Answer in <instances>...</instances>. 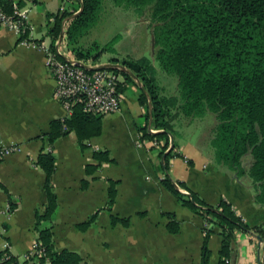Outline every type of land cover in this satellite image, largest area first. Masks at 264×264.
Returning <instances> with one entry per match:
<instances>
[{
    "label": "crops",
    "instance_id": "crops-1",
    "mask_svg": "<svg viewBox=\"0 0 264 264\" xmlns=\"http://www.w3.org/2000/svg\"><path fill=\"white\" fill-rule=\"evenodd\" d=\"M13 1H20V9L26 13L28 36L49 43L50 36L44 34L45 12L57 11L64 0ZM16 37L0 23V142L16 145L0 158V247L6 243L22 260L37 232L35 211H41L45 200L44 173L34 158L41 146L48 147L43 134L48 121L66 111L53 94L55 81L45 66L42 49L35 42H16ZM103 61L108 60L94 63ZM172 76L167 94L175 93L176 76ZM163 79L157 82L162 93L166 87ZM122 84L118 109L102 113L100 131L86 139L89 147L81 149L69 128L54 139L51 183L56 206L40 225H50L56 248L77 251L86 264H202V226L206 222L160 182L164 174L159 153L163 140L141 136L138 130L142 126L147 129V125L159 128L150 125L148 104L146 108L138 102L136 85ZM170 111L178 114L174 108ZM209 128L204 134L210 137ZM170 132L174 140L171 128ZM174 142L166 171L178 189L186 190L176 183L181 180L210 204H216L220 197L226 199L248 225L263 222L264 204L254 200V184L246 173L224 163L211 165L210 145L207 160L197 165L193 157L196 153L201 156L196 148L198 140ZM168 147L169 143L163 151ZM92 149H106L112 160H103L86 173L84 164L94 161ZM82 178L86 179L84 186L80 185ZM109 179L115 182L113 199L107 205ZM9 202L13 205L10 209ZM167 212L177 221L174 232L166 227L171 219ZM92 213L93 218L83 228L76 225ZM111 214L126 217L127 222H111ZM256 234L251 228L233 230L229 264H262V239ZM219 244L220 235L214 229L206 238V264H219Z\"/></svg>",
    "mask_w": 264,
    "mask_h": 264
},
{
    "label": "trees",
    "instance_id": "trees-1",
    "mask_svg": "<svg viewBox=\"0 0 264 264\" xmlns=\"http://www.w3.org/2000/svg\"><path fill=\"white\" fill-rule=\"evenodd\" d=\"M105 0H69L55 12H45L46 31L50 36L49 45L54 42L62 29L60 48L65 53L83 62L98 61L100 53L111 50L117 35L100 42L84 41V36L96 22ZM113 5L131 6L142 14L148 8L149 25L153 37V56L158 67L176 76L175 93L163 94L156 81V67L146 56L121 57L110 55L106 59L119 61L129 68L138 81L126 71L117 67H106L119 74L117 91L123 90L127 81L137 88L138 102L147 108L150 100V125L160 130L149 132L146 126L139 127L141 136L161 143L159 153L169 143L170 127L167 117L171 108L186 116H202L206 111L213 114L209 128V142L213 155L220 163L246 173L254 184L253 198L264 204V0H110ZM12 3L21 7L20 1L0 0V7L6 12L12 10ZM72 14V15H71ZM30 38L28 30L19 33L16 42ZM62 58L60 54H56ZM95 69V68H94ZM94 69H88L92 71ZM102 112L85 110L80 100L70 104V112L51 118L43 134L48 147H40L34 163L43 171L42 189L45 200L41 211H35L33 238L34 250L22 260L10 251L0 247V264H86L83 256L75 250L56 248L53 244L50 225H40L48 219L55 206L56 196L51 183L54 170V154L51 145L54 139L66 129H72L81 149L89 147L86 139L100 131ZM171 133V132H170ZM172 139L162 161L164 170L160 182L171 191L176 199L200 214L206 224L202 226V264H206V238L214 229L220 235L218 249L219 264H229V246L236 228H251L262 237V264H264V220L255 225L243 222L231 204L220 197L216 204L204 201L181 180L176 183L186 188L187 193L175 187L167 173V157L172 154ZM94 161L84 164L86 173L96 168L103 160H112L106 149H92ZM189 160V159H188ZM115 180H108L107 200L109 205L114 195ZM86 179H80L84 186ZM3 187L2 185H0ZM189 196L193 198V202ZM9 202L8 208L12 207ZM215 207L217 210H213ZM166 227L177 230V221L172 212ZM94 216L76 223L83 228ZM111 222H127L126 217L110 215Z\"/></svg>",
    "mask_w": 264,
    "mask_h": 264
},
{
    "label": "rangeland",
    "instance_id": "rangeland-1",
    "mask_svg": "<svg viewBox=\"0 0 264 264\" xmlns=\"http://www.w3.org/2000/svg\"><path fill=\"white\" fill-rule=\"evenodd\" d=\"M113 35L117 36L112 42V49L100 53L97 57L98 61L106 59L110 55L118 58L146 56L156 67L157 82L159 83L160 78H165L163 80L166 82V87L163 94L170 92L171 79L174 74L167 73L159 68L157 60L153 56L148 8L140 14L131 6L113 5L110 0H105L96 22L90 27L83 40L95 39L103 42ZM126 93L129 94V92ZM177 112L178 114L175 115L174 113V115L172 114L166 118L167 124L176 138L173 142H183L185 140L196 142L198 140L196 148L201 156L198 157L196 153L193 160L195 164L200 165L207 160L205 158L207 147L211 146L209 136H206L204 132L206 133L208 126L213 123V114L206 111L202 116H186L180 111ZM184 159L187 160L186 157ZM210 160L212 161L210 164L213 166L220 163L214 155Z\"/></svg>",
    "mask_w": 264,
    "mask_h": 264
},
{
    "label": "built area",
    "instance_id": "built-area-1",
    "mask_svg": "<svg viewBox=\"0 0 264 264\" xmlns=\"http://www.w3.org/2000/svg\"><path fill=\"white\" fill-rule=\"evenodd\" d=\"M0 23L5 24L17 35L23 32L24 29L29 32L26 13L15 3H12V10L10 12H6L0 7ZM20 41L27 43L35 42L44 52L45 66L50 71L55 81L53 94L63 105L66 114L70 112V104L74 100H80L85 110L104 113L118 109L120 105V96L116 85L120 78L119 74L106 67L95 68L92 71H88L87 68L77 64L76 58L61 50V41L57 46L53 45V48L49 43H44L42 41ZM59 53L65 54L66 57L59 58L56 56V54ZM87 63L94 64L90 62ZM15 149L16 145L14 143L4 144L0 142V158ZM5 244L6 243L3 245ZM34 247V242H32L30 250L26 255L33 252ZM44 262L47 264V260H44L43 263Z\"/></svg>",
    "mask_w": 264,
    "mask_h": 264
},
{
    "label": "water",
    "instance_id": "water-1",
    "mask_svg": "<svg viewBox=\"0 0 264 264\" xmlns=\"http://www.w3.org/2000/svg\"><path fill=\"white\" fill-rule=\"evenodd\" d=\"M80 5H79V8L76 9L75 11L72 12V14H75L78 12V10L81 8V0H78ZM71 14V15H72ZM150 34H151V42L153 44V37H152V32H151V29H150ZM61 38H62V29L60 30L59 34H58V37H57V40L55 42V46H57L59 44V42L61 41ZM62 57H66L65 54L63 53H59ZM76 62L77 64H79L80 66L84 67V68H87V69H94V68H102V67H117L119 69H122L124 71H126L127 73H129L136 81L137 83L139 84L140 87H142V84L138 81V79L135 77V74L129 69L127 68L126 66H124L121 62L119 61H115V62H111V61H103V62H97V63H94V64H89L87 62H83L81 60H77L76 59ZM147 99H148V109L150 110V100H149V97L147 95ZM147 130L149 132H153V131H157V130H160V129H150V126L147 125ZM167 133L169 134V145H171L172 143V135L169 131H167ZM164 154L165 152H163L161 154V160H163L164 158ZM173 184L175 185V187L178 189V187L176 186V184L173 182ZM181 192H184V193H187L186 190H183V189H179ZM190 200L193 202V198L191 196H189ZM213 210H217L215 207H212ZM256 237H258L259 239H262V237L259 235V234H256ZM258 264H261L260 261H258Z\"/></svg>",
    "mask_w": 264,
    "mask_h": 264
}]
</instances>
